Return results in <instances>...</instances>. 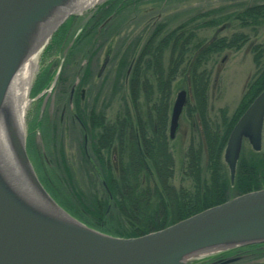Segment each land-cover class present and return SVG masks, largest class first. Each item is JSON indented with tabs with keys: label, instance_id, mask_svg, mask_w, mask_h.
<instances>
[{
	"label": "trees",
	"instance_id": "16d2710c",
	"mask_svg": "<svg viewBox=\"0 0 264 264\" xmlns=\"http://www.w3.org/2000/svg\"><path fill=\"white\" fill-rule=\"evenodd\" d=\"M131 5V0H108L90 23L97 24L110 10L122 11ZM68 23L69 19L60 26L62 30H57L62 32L56 34L62 35ZM232 23L241 30L207 40L198 35V29L230 27ZM260 26L264 27V2L230 3L197 11L174 27L164 20L151 24L139 53L132 56L131 43L117 60L114 75L116 81L125 80L128 96L121 113L108 119L104 111L79 108L80 103L74 99L80 121L75 119L82 133L81 166L91 186L85 190L76 184L59 145L58 157L53 160L59 176H52L47 182L55 200L95 229L131 237L161 229L235 195L263 188L262 152L240 151L231 182L223 151L233 125L264 89V39L251 46L256 70L238 105L230 114L220 108L216 119L209 117L211 71L205 66L214 55L246 42L249 34L242 28L256 31ZM93 29L94 26L89 28ZM165 50L169 56L166 68L161 63ZM181 71L186 74L187 97L190 95L193 103L187 99L185 105L192 120L182 166L183 179L189 186L176 188L171 183L174 159L167 130L172 81ZM83 133L91 139L88 147L84 145ZM232 251L242 255L264 254V242Z\"/></svg>",
	"mask_w": 264,
	"mask_h": 264
},
{
	"label": "water",
	"instance_id": "95a60500",
	"mask_svg": "<svg viewBox=\"0 0 264 264\" xmlns=\"http://www.w3.org/2000/svg\"><path fill=\"white\" fill-rule=\"evenodd\" d=\"M75 0H0V121L12 162L0 153V264H188L264 242V187L204 208L161 229L124 237L105 233L65 210L45 189L28 157L7 92L17 70L68 18ZM110 19L107 17L99 30ZM107 60H104L98 74ZM129 71V69H128ZM187 101L179 89L171 105L168 136L172 139ZM264 89L233 125L223 151L230 181L242 141L261 149ZM230 257L221 263H230Z\"/></svg>",
	"mask_w": 264,
	"mask_h": 264
},
{
	"label": "rangeland",
	"instance_id": "374dc122",
	"mask_svg": "<svg viewBox=\"0 0 264 264\" xmlns=\"http://www.w3.org/2000/svg\"><path fill=\"white\" fill-rule=\"evenodd\" d=\"M107 1L101 0L82 12L70 14L64 33L56 34L58 29L62 30L59 27L37 51V70L29 94L31 101L24 116L23 138L31 164L45 188L52 176H59L53 164L54 157H58L59 145L63 148L65 160L74 175L76 184L85 190L91 186V181L81 166L79 142H81L82 133L80 134L77 124V120L80 121V119L75 111L74 99L77 98V103H80L79 108L84 107L87 110L93 107L96 111H104L108 119L121 113L128 96L125 80L116 81L114 75L117 60L126 46L128 47L131 43H133L132 56L139 53L151 24L164 20L170 27H174L189 19L197 11L230 3L251 5L264 2V0H131L132 5L127 9L110 10L101 21L107 17L110 19L97 33L101 21L97 24L90 21L98 8L105 5ZM91 26L95 28L93 31L89 30ZM236 30L241 29L232 23L230 27L220 25L198 29V35L202 40H207L217 35L227 36ZM242 30L249 34L245 43L240 47L221 51L211 57L205 65L211 71L208 91L211 119L217 118L220 108L226 109L229 114L236 108L248 81L255 73L251 46L264 39V27L260 26L256 28V31L249 28H242ZM106 55L107 63L100 75H97ZM168 60V51L165 50L161 60L165 68ZM182 67L185 71L186 61L183 62ZM128 69L126 73L129 72ZM184 71L179 72L172 81L170 109L176 92L187 87ZM149 81L153 82L151 77ZM188 97V101L192 104V98L190 95ZM185 105L180 114L175 135L169 139L174 159L171 183L176 188L182 185L189 186L182 175L183 157L191 134L192 120L185 110ZM83 138L85 147H88L87 144L91 139L84 133ZM241 152L264 154V119L261 149L254 151L248 140L244 139ZM51 168L55 171L54 173ZM97 187L101 189L99 184ZM237 264H264V254L250 253Z\"/></svg>",
	"mask_w": 264,
	"mask_h": 264
},
{
	"label": "bare ground",
	"instance_id": "6f19581e",
	"mask_svg": "<svg viewBox=\"0 0 264 264\" xmlns=\"http://www.w3.org/2000/svg\"><path fill=\"white\" fill-rule=\"evenodd\" d=\"M101 0H75L73 4L67 8L64 15L72 12L79 13L83 10L93 6L95 3ZM51 30L46 32L44 36L39 41V45L32 51V53L24 60L19 69L17 70L14 78L9 86L7 92V104L13 112L15 117L18 131L20 132V136L23 138V123L24 116L26 113V109L28 104L30 103L29 94L31 93V84L37 70V51L42 44H44L48 38L50 37ZM0 153L3 157V160H6L8 163L12 162V154L10 147L8 145L6 133L4 130L3 123L0 121Z\"/></svg>",
	"mask_w": 264,
	"mask_h": 264
},
{
	"label": "flooded vegetation",
	"instance_id": "af4514ba",
	"mask_svg": "<svg viewBox=\"0 0 264 264\" xmlns=\"http://www.w3.org/2000/svg\"><path fill=\"white\" fill-rule=\"evenodd\" d=\"M104 60H108L107 55L104 57L103 61ZM103 61H102V63H103ZM102 63H101V65H102ZM106 63H107V61H106ZM106 63H105V65H106ZM101 65H100V67H101ZM105 65H104V67H105ZM100 67H99V69H100ZM99 69H98V72H99ZM98 72H97V75H100L101 72L99 74H98ZM85 142H86V140H85ZM230 257H236V259L230 263H221L223 260H226L227 258H230ZM243 257H245V255H242V254H239V252L230 250V251H226L223 253L213 254V255H210L208 257H205L202 259L201 263H203V264H232L233 262H237L239 260H242ZM197 261L193 260V261L189 262L188 264H193L194 262H197Z\"/></svg>",
	"mask_w": 264,
	"mask_h": 264
}]
</instances>
